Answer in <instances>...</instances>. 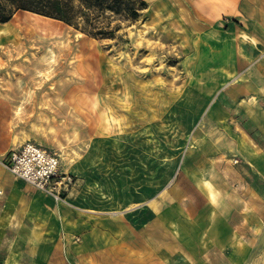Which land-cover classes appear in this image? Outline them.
Returning a JSON list of instances; mask_svg holds the SVG:
<instances>
[{
  "label": "rangeland",
  "instance_id": "374dc122",
  "mask_svg": "<svg viewBox=\"0 0 264 264\" xmlns=\"http://www.w3.org/2000/svg\"><path fill=\"white\" fill-rule=\"evenodd\" d=\"M146 1L114 39L29 12L0 23V155L35 143L118 219L152 209L149 264H264L263 212L248 233L236 227L258 206L244 199L255 178L243 181L245 146L230 136L244 121L237 101L258 100L240 87L257 71H243L240 41L227 37L236 21L201 0ZM258 10L264 21V0L246 16ZM231 230L237 247H220Z\"/></svg>",
  "mask_w": 264,
  "mask_h": 264
},
{
  "label": "crops",
  "instance_id": "0c3cea01",
  "mask_svg": "<svg viewBox=\"0 0 264 264\" xmlns=\"http://www.w3.org/2000/svg\"><path fill=\"white\" fill-rule=\"evenodd\" d=\"M194 1L197 6L198 0ZM201 1L216 9L226 8L225 14L236 21L230 26L227 37L240 41L242 69L251 73V77L253 71H257L255 79L242 81L240 87L243 94L256 92L257 96L252 97L259 101L245 95L237 101L242 110L241 123L244 121L240 133L236 128L230 134L231 143L241 141L245 146L241 156L236 153L240 157L237 161L248 171L243 181L250 183L249 178H255L251 180L256 190L244 199L258 200L255 218L243 214L241 225L236 226L243 234L248 231L250 220L260 221V214L264 215V121L261 119L264 117V73L260 68L264 21L259 10L253 17L246 16L250 9H259L262 0ZM237 69H241L239 65L232 70ZM229 114L234 123L237 111L234 109ZM247 125H251L250 128ZM4 156L0 155V250L6 264H64L65 249L66 256L68 254L75 264L151 263L154 251L152 209L131 210L124 220L118 219V214L100 208L98 201L102 199L91 188L76 190L74 186L65 194V201H58L14 176L1 163ZM165 221L161 219L162 223ZM212 244L217 246L215 241ZM220 247H237L233 230ZM161 257L162 262H166L167 259Z\"/></svg>",
  "mask_w": 264,
  "mask_h": 264
},
{
  "label": "trees",
  "instance_id": "16d2710c",
  "mask_svg": "<svg viewBox=\"0 0 264 264\" xmlns=\"http://www.w3.org/2000/svg\"><path fill=\"white\" fill-rule=\"evenodd\" d=\"M148 6L146 0H0V23L29 12L98 39H114L122 23H136Z\"/></svg>",
  "mask_w": 264,
  "mask_h": 264
},
{
  "label": "built area",
  "instance_id": "2783aa9c",
  "mask_svg": "<svg viewBox=\"0 0 264 264\" xmlns=\"http://www.w3.org/2000/svg\"><path fill=\"white\" fill-rule=\"evenodd\" d=\"M1 163L14 176L58 201H65V194L74 184L73 177L60 173V159L32 142L10 151Z\"/></svg>",
  "mask_w": 264,
  "mask_h": 264
},
{
  "label": "bare ground",
  "instance_id": "6f19581e",
  "mask_svg": "<svg viewBox=\"0 0 264 264\" xmlns=\"http://www.w3.org/2000/svg\"><path fill=\"white\" fill-rule=\"evenodd\" d=\"M3 25H6V24H3ZM193 90H195V89H193ZM194 92H196V91H194ZM191 93H193V92H191ZM194 94V93H193ZM191 109V108H190Z\"/></svg>",
  "mask_w": 264,
  "mask_h": 264
}]
</instances>
